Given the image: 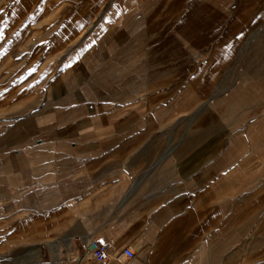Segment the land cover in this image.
<instances>
[{"label": "crops", "instance_id": "obj_1", "mask_svg": "<svg viewBox=\"0 0 264 264\" xmlns=\"http://www.w3.org/2000/svg\"><path fill=\"white\" fill-rule=\"evenodd\" d=\"M0 48L52 68L39 104L0 114V236L47 238L61 264H100L94 244L136 253L110 264L249 256L264 0H0Z\"/></svg>", "mask_w": 264, "mask_h": 264}, {"label": "rangeland", "instance_id": "obj_2", "mask_svg": "<svg viewBox=\"0 0 264 264\" xmlns=\"http://www.w3.org/2000/svg\"><path fill=\"white\" fill-rule=\"evenodd\" d=\"M5 54L7 53L0 48V93L9 88L13 94L0 96V114L15 112V116L23 115L43 100L52 68H48L49 62L44 63L45 66L39 71V75H36V72L32 76H27L28 72L21 73L27 64L25 62L14 63L9 56L5 58ZM17 59L20 60L16 57ZM256 135L259 139V152L263 153L264 127H258ZM247 224L249 256L234 258L233 264H264V220H248ZM25 235L27 234H19L15 237V235H4L3 233L0 236V264H23V262L28 264L33 260H36L38 264H48L50 260L52 262L49 264H61L65 261L66 255L63 252L51 253L53 241L47 238H41L36 242L27 241ZM70 255L78 258L76 253Z\"/></svg>", "mask_w": 264, "mask_h": 264}, {"label": "built area", "instance_id": "obj_3", "mask_svg": "<svg viewBox=\"0 0 264 264\" xmlns=\"http://www.w3.org/2000/svg\"><path fill=\"white\" fill-rule=\"evenodd\" d=\"M91 252L100 264H110L114 260L118 261L121 259L133 258L136 254L129 247L121 248L118 252L111 254L103 245L98 246L96 244L93 249H91Z\"/></svg>", "mask_w": 264, "mask_h": 264}, {"label": "water", "instance_id": "obj_4", "mask_svg": "<svg viewBox=\"0 0 264 264\" xmlns=\"http://www.w3.org/2000/svg\"><path fill=\"white\" fill-rule=\"evenodd\" d=\"M95 245V244H94ZM92 247H94V246H92Z\"/></svg>", "mask_w": 264, "mask_h": 264}]
</instances>
